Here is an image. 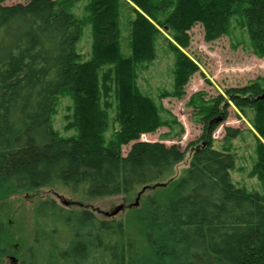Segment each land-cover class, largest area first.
Masks as SVG:
<instances>
[{
  "label": "trees",
  "instance_id": "trees-1",
  "mask_svg": "<svg viewBox=\"0 0 264 264\" xmlns=\"http://www.w3.org/2000/svg\"><path fill=\"white\" fill-rule=\"evenodd\" d=\"M5 1L0 0V202L56 185L89 199L156 186L166 195L149 196L125 222L100 220L92 210L77 212L47 199L36 209L35 236L18 264H264V143H257L253 167L263 192L237 188L230 180L235 157L213 147L229 103L222 95L206 99L196 93L189 105L205 124L203 137L190 144L189 167L172 179L189 149L141 140L169 121L139 84L168 52L174 56V87L160 98L185 96L200 71L186 53L190 31L199 24L211 43L232 35L237 23L252 53L264 57V0H90L83 20L71 11L75 0ZM85 22L94 38L89 56L77 49ZM64 92L73 98L76 137L61 138L52 130L55 103ZM226 93L264 139V80ZM113 107L120 130L108 142ZM227 134L235 138L238 131ZM131 143L124 154L123 146ZM8 240L0 214V264H7Z\"/></svg>",
  "mask_w": 264,
  "mask_h": 264
},
{
  "label": "rangeland",
  "instance_id": "rangeland-1",
  "mask_svg": "<svg viewBox=\"0 0 264 264\" xmlns=\"http://www.w3.org/2000/svg\"><path fill=\"white\" fill-rule=\"evenodd\" d=\"M29 0H6V5L25 3ZM90 0H75L71 11L78 19H86L88 14L87 5ZM127 20H124V22ZM128 29L122 33L124 40L128 35ZM233 34L223 36L219 40L211 43L205 41V32L201 24L194 27L191 32V47L186 51L199 65L200 71L194 74L189 83L184 88L185 96L176 98L167 96L160 98L163 91H171L174 87V56L165 54L159 58L146 70L139 84L145 92L154 96L157 103L164 110L166 119L169 121L166 127H161L155 132L142 135V141L157 142L162 141L167 145L177 144L183 150H188L185 161L175 168L172 179L182 176L191 162L192 150L190 144L201 139L205 124L201 122V116L189 105L191 96L196 93H203V97L210 99L222 95L229 103L226 121L214 132L213 147L222 151H230L235 157V166L230 173V180L237 188H244L246 191L263 192L262 181L254 173V165L257 160V143L264 139L256 132L251 122L238 106L230 100L226 93L227 89L244 87L248 84L264 80V57H256L252 53L247 35L237 23L233 24ZM92 26L85 22L83 38L78 43V52L85 56L91 53L93 44ZM125 44V43H124ZM164 45V44H161ZM125 47V45H124ZM73 98L64 92L55 103L53 113L52 130L61 138L76 137L77 129H73ZM223 113V109L220 108ZM114 107L110 109V125L106 134V140L111 138L120 130L116 122ZM252 116V111L248 110ZM227 129L238 131V136L228 138ZM201 145V143H199ZM133 143L124 145V154L130 151ZM170 181L166 182L169 184ZM143 189L125 196L104 197L102 199H89L84 192L72 193L68 188L61 186L44 187L32 193L13 195L4 202H0V214L4 218L8 230V248L10 250L7 264H15L14 259L29 248L37 229L38 215L36 212L39 204L47 199L57 201L65 208L80 212L82 209L92 210L100 219H111L126 221L143 203L151 197L164 196L165 191L161 186ZM164 192V193H163ZM166 196V195H165ZM164 196V198H165ZM138 200V203H137ZM137 203V205H136ZM120 207V210L117 213Z\"/></svg>",
  "mask_w": 264,
  "mask_h": 264
},
{
  "label": "water",
  "instance_id": "water-1",
  "mask_svg": "<svg viewBox=\"0 0 264 264\" xmlns=\"http://www.w3.org/2000/svg\"><path fill=\"white\" fill-rule=\"evenodd\" d=\"M261 99H264V95L263 96H261L260 97ZM161 185H163L164 186V184H161ZM149 188V187H148ZM148 188H143V190H142V192H145ZM137 203H138V200H137ZM137 203H136V205H137ZM120 210H123V208L122 207H120L118 210H116V212H114V213H117V212H119ZM14 259V261H15V264H18V259H16V258H12V260Z\"/></svg>",
  "mask_w": 264,
  "mask_h": 264
}]
</instances>
